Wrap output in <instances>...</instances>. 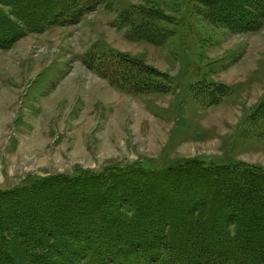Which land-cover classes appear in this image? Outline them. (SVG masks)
Listing matches in <instances>:
<instances>
[{
	"label": "rangeland",
	"instance_id": "1",
	"mask_svg": "<svg viewBox=\"0 0 264 264\" xmlns=\"http://www.w3.org/2000/svg\"><path fill=\"white\" fill-rule=\"evenodd\" d=\"M144 8L163 43L136 33ZM263 102L264 22L235 33L203 0H110L0 49V193L194 158L264 172Z\"/></svg>",
	"mask_w": 264,
	"mask_h": 264
},
{
	"label": "trees",
	"instance_id": "2",
	"mask_svg": "<svg viewBox=\"0 0 264 264\" xmlns=\"http://www.w3.org/2000/svg\"><path fill=\"white\" fill-rule=\"evenodd\" d=\"M108 1L0 0V49L79 24ZM203 4L235 33L264 22V0ZM141 17L138 36L163 43L154 21L164 15L144 8ZM0 264H264V172L194 158L18 186L0 193Z\"/></svg>",
	"mask_w": 264,
	"mask_h": 264
},
{
	"label": "crops",
	"instance_id": "3",
	"mask_svg": "<svg viewBox=\"0 0 264 264\" xmlns=\"http://www.w3.org/2000/svg\"><path fill=\"white\" fill-rule=\"evenodd\" d=\"M2 101V100H1Z\"/></svg>",
	"mask_w": 264,
	"mask_h": 264
}]
</instances>
